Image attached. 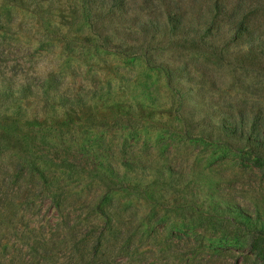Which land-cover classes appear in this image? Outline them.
Here are the masks:
<instances>
[{
	"label": "rangeland",
	"instance_id": "rangeland-1",
	"mask_svg": "<svg viewBox=\"0 0 264 264\" xmlns=\"http://www.w3.org/2000/svg\"><path fill=\"white\" fill-rule=\"evenodd\" d=\"M89 20L82 0H0V85L25 84L41 92L32 99L0 102V141L15 156L47 161L54 177L61 164L80 178L93 175L101 162L117 167L122 160H145L170 166L179 175L154 184L159 197L130 207L126 219L114 225L112 245L129 238L133 253L164 246L167 253H154L160 264H264L252 243L240 244L247 237L244 231L233 227L225 235L199 221L211 212L210 205H235L264 215V163L201 126L199 108L169 84L163 69L137 48L97 36ZM152 53L156 63L175 54L198 67L209 66L191 42ZM214 70L219 89L210 95L235 110L261 113L264 120V76L235 67ZM46 80L56 81L58 93L42 94ZM56 94L86 105L60 106ZM12 167L20 179L0 176V218L8 217L7 225L0 226V242L13 245L0 254L1 262L38 264L24 263L18 252L17 236L30 232L28 224L45 232L50 243L43 251L48 261L41 264H69L56 254L64 249L58 225L80 222L82 205L67 206L61 215L44 192L25 181L28 173L17 159ZM85 180L87 198L93 192ZM22 188H34L33 200L19 210L15 204L27 199ZM82 217L91 225L78 226L79 236L99 240L108 226ZM172 253L196 258V263L175 261Z\"/></svg>",
	"mask_w": 264,
	"mask_h": 264
},
{
	"label": "trees",
	"instance_id": "trees-1",
	"mask_svg": "<svg viewBox=\"0 0 264 264\" xmlns=\"http://www.w3.org/2000/svg\"><path fill=\"white\" fill-rule=\"evenodd\" d=\"M82 1L90 18V26L97 36H111L137 48L148 62H154L165 71L170 85L176 86L181 94L193 100L201 113V126L223 138L227 144L247 149L251 157L264 163V120L261 113L235 110L210 95L219 89L214 67H235L264 76V0ZM179 42L193 43L207 57L209 66L198 67L175 54L167 57V61L155 62L153 51L175 50ZM45 83L42 94L48 95L51 91L58 93L56 81L46 80ZM40 95L41 92L25 84L0 85V102L3 103ZM55 99L63 107L86 105L81 99L61 94H56ZM15 114L20 115L19 112ZM17 119L25 121L27 118L19 116ZM15 159L28 173L24 177L25 181L34 183L44 192L61 215L69 209L67 206L76 207L80 204L81 215L87 220L92 217L97 220L95 225L104 223L108 226L102 229L99 233L101 238L95 241L94 236L81 238L77 233L78 226L84 229L91 225L81 215L78 218L80 224L75 220L66 227L58 225L57 231L63 235L61 243L64 249L56 254L66 257L69 264H160V259L154 256L155 251L168 252V248L163 246L159 250L139 249L133 253L130 251L129 238L114 245L111 241L115 238L114 225L126 219L130 207L137 205V202L159 197L160 194L153 191L154 184L179 175L170 166L145 160H122L117 167L110 162H101L93 175L80 178L81 174L76 170L61 164L58 166L59 173L54 177L50 163L15 156L9 146L0 141V176L4 174L10 178L17 176V180L21 178L12 167ZM83 178L91 181L88 185L93 194L87 198V184H82L83 180L86 181ZM22 189L27 199L21 205L15 204L19 210L30 207L29 202L33 200L34 188ZM125 197L129 202H122ZM210 208L211 212L199 221L225 235L233 227H237L240 233L244 231L247 237L240 239V244L252 243L257 257L264 259V215L235 205H210ZM7 223L8 217L3 214L0 226ZM26 228L30 229L29 233L22 232L17 236V243L21 245L18 252L24 255L23 262L41 264L48 261L47 252H43L50 244L46 240L47 235L28 224ZM12 247L10 244L2 246L0 242V254ZM56 254L53 255L57 257ZM172 254L168 255L175 261L196 263V258L188 255L187 258H180ZM1 263L7 264L0 260Z\"/></svg>",
	"mask_w": 264,
	"mask_h": 264
}]
</instances>
